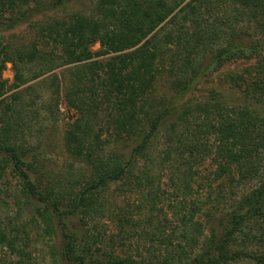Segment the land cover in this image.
<instances>
[{"label": "trees", "instance_id": "trees-1", "mask_svg": "<svg viewBox=\"0 0 264 264\" xmlns=\"http://www.w3.org/2000/svg\"><path fill=\"white\" fill-rule=\"evenodd\" d=\"M64 1L41 4L56 9ZM39 2L0 0V33L42 12L30 6ZM25 6L29 14L20 13ZM96 43V54L109 57L90 62ZM58 61L74 65L69 85H52L55 106L63 97L80 114L64 143L89 169L86 181L77 180L55 200L53 191L38 192L30 179L24 129L53 111L49 103L35 108L30 88L9 102L0 99V152L8 156L4 167L11 164L22 176L23 191L44 204L38 211L45 230L54 231L58 220L64 237L59 262L264 264V0H98L92 15L45 24L29 48L0 41V98L7 90V63L18 88L29 82L25 65L41 69ZM237 61H254L225 80L239 99L227 101L217 90L196 95L212 73ZM103 130L110 139H102ZM115 142L122 147L108 153ZM207 162L210 171L203 170ZM166 179L173 190L167 199ZM115 184L140 193L142 209L151 213L169 205L182 224L180 237L154 226L151 249L138 257L124 245L127 227L138 224L129 211L116 216L123 232L116 242L95 233L97 226L89 229L88 218L104 213L100 198ZM19 239L0 229V242L20 256L15 264H32L28 243Z\"/></svg>", "mask_w": 264, "mask_h": 264}, {"label": "rangeland", "instance_id": "rangeland-1", "mask_svg": "<svg viewBox=\"0 0 264 264\" xmlns=\"http://www.w3.org/2000/svg\"><path fill=\"white\" fill-rule=\"evenodd\" d=\"M38 5L33 3L31 7H38L39 12L30 17L27 21H23L19 26L10 31L0 33V41L4 44L14 45L15 47H31L39 35V31L45 24L53 20H66L76 14L92 15L96 12L98 0H65L64 3L56 9H50L47 6H42V2L47 0H39ZM22 12H29L28 7H22ZM29 14V13H27ZM46 50H50V47ZM92 61H104L109 56H100L96 53L101 52V45L94 44L91 47ZM254 64V61H237L229 62L224 65L219 71L212 73L199 87L196 95L206 97L211 90L220 91L224 99L232 100L239 99L240 93L230 87L225 81L230 74H236L244 71L248 66ZM37 64L25 65V71L29 82L24 86L15 88V69L12 63H7L5 70L2 73V79L7 83L6 93L0 98L10 101L12 95L26 88H30L27 92L28 99L31 101L32 96L36 99L38 108L43 103L52 105L53 111L42 115L39 122H32L27 129H24L23 143L29 148L27 161L33 164V170L30 172V179L37 186V190L53 191L52 199L60 200L64 196L69 186L73 185L77 180L84 184L89 169L77 158L71 156L67 151L64 143V135L68 128L80 116L77 110L69 107L66 100L62 97L58 107L55 106L56 87L52 83H64L69 85L68 80L74 69V65H65L58 61L52 65L39 68ZM101 120L104 119V113L100 114ZM1 119V116H0ZM3 122L0 121V126ZM98 123L94 125L96 130L99 129ZM102 139H110L106 131H102ZM22 132L19 131L20 138ZM22 139V140H23ZM21 140V141H22ZM19 140L18 143L21 142ZM164 143V137L160 139L158 145ZM122 147L121 144L110 143L108 153H114ZM8 156L4 152H0V229H3L8 234L18 235L21 245L24 242L28 243L26 248L29 253H32V264H65L59 262L60 252L64 243L62 228L58 226V220H55L54 231H46L45 223L39 215V207L43 206L40 203L39 197L35 195H27L23 191L24 181L19 171L11 164L5 165L3 160ZM1 166L4 168L1 169ZM204 171L212 170L210 162H207ZM120 185H112L111 189L100 198L103 204L102 215H95L92 219L88 218V228L92 229L97 226V231L104 236L108 242L117 241L122 235V229L118 223V218L123 213L129 211V216L132 215L134 221L138 224L135 227H127L129 238H126L125 249L131 252L138 253V257L147 255L151 249L149 234L153 231L154 226L163 225L168 233H171V228L175 238L180 237L182 233V224L176 218L173 219L172 211L169 205L163 204L157 211L151 213L147 209H142L146 206L142 203V196L136 191H131L129 188L120 189ZM167 179L162 183L164 197H169L168 192L173 191L168 188ZM173 197V195L171 196ZM62 201V200H61ZM142 205V206H141ZM146 208V207H145ZM198 219L203 218L198 216ZM76 225H80L77 217L71 218ZM206 233L207 230H206ZM173 235V233H171ZM206 237L204 234L203 239ZM24 240V242H23ZM111 242V243H112ZM259 249H264V246H259ZM57 252L59 255H57ZM20 259L17 253H14L9 246L0 242V264H15ZM235 264V263H234ZM237 264H251L248 261H240Z\"/></svg>", "mask_w": 264, "mask_h": 264}]
</instances>
